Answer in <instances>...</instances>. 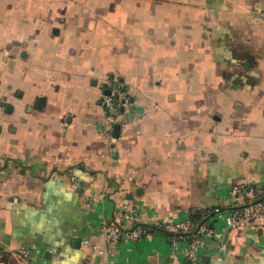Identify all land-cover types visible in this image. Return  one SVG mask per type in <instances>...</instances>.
<instances>
[{
    "label": "crops",
    "instance_id": "crops-1",
    "mask_svg": "<svg viewBox=\"0 0 264 264\" xmlns=\"http://www.w3.org/2000/svg\"><path fill=\"white\" fill-rule=\"evenodd\" d=\"M108 91L134 109L112 132ZM237 184L264 186V0H0L3 264H264L248 226L193 257L152 225L94 249L124 203L177 221Z\"/></svg>",
    "mask_w": 264,
    "mask_h": 264
},
{
    "label": "built area",
    "instance_id": "built-area-1",
    "mask_svg": "<svg viewBox=\"0 0 264 264\" xmlns=\"http://www.w3.org/2000/svg\"><path fill=\"white\" fill-rule=\"evenodd\" d=\"M102 103L108 111L111 127L116 122L122 109H128L132 100L126 93L106 94ZM113 131V127L110 132ZM79 182L74 179L73 188ZM232 203L225 208L214 207L208 221H195L188 217L177 221L152 220L144 222L135 210L126 203L115 213V218L105 222L103 226L105 243L97 244L94 249L99 255L113 251L122 241L139 242L150 233L145 225L160 228L170 235V243L174 249L182 246L184 254L193 257L202 247L214 245L216 239L222 243L229 231L241 226L264 229V186L237 184L231 188ZM209 208L205 216L210 212ZM25 264H33L29 253L20 249L18 254ZM0 264H3L0 261ZM85 264H95L87 261Z\"/></svg>",
    "mask_w": 264,
    "mask_h": 264
},
{
    "label": "trees",
    "instance_id": "trees-1",
    "mask_svg": "<svg viewBox=\"0 0 264 264\" xmlns=\"http://www.w3.org/2000/svg\"><path fill=\"white\" fill-rule=\"evenodd\" d=\"M209 208L207 209H202V210H198L197 212H194L191 215V219L195 220V221H208L209 218L212 216L213 214V208L210 210V212L207 213V215L205 216V213L208 211ZM145 227H147L150 231L151 226L150 225H145ZM157 228V227H156ZM160 229V228H158ZM162 230V229H160ZM168 234V233H167ZM169 235V234H168ZM170 236V235H169Z\"/></svg>",
    "mask_w": 264,
    "mask_h": 264
},
{
    "label": "water",
    "instance_id": "water-1",
    "mask_svg": "<svg viewBox=\"0 0 264 264\" xmlns=\"http://www.w3.org/2000/svg\"><path fill=\"white\" fill-rule=\"evenodd\" d=\"M111 93V91H108V94H110ZM124 109H122V111H123ZM134 111V109L133 108H130V115H132V112ZM119 129H120V125L119 124H115V130H116V136H118V134H119Z\"/></svg>",
    "mask_w": 264,
    "mask_h": 264
}]
</instances>
